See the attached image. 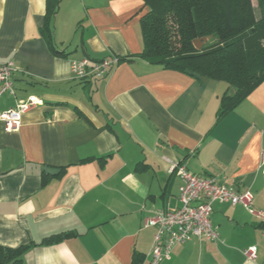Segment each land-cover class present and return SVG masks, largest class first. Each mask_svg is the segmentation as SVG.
I'll list each match as a JSON object with an SVG mask.
<instances>
[{
    "label": "crops",
    "instance_id": "0c3cea01",
    "mask_svg": "<svg viewBox=\"0 0 264 264\" xmlns=\"http://www.w3.org/2000/svg\"><path fill=\"white\" fill-rule=\"evenodd\" d=\"M45 2L0 0V65L17 71L0 114L41 101L16 131L0 120V246L34 245L21 264H133L135 256L147 264L154 229L143 220L179 205L174 163L249 189L264 213V84L215 124L233 88L134 57L148 12L142 0H60L52 38L63 58L40 33ZM109 57L133 62L85 88L70 76L73 62ZM211 212L218 240L177 245L161 264H264V221L240 206L214 203ZM60 234L71 236L41 245ZM251 246L249 261L242 251Z\"/></svg>",
    "mask_w": 264,
    "mask_h": 264
},
{
    "label": "trees",
    "instance_id": "16d2710c",
    "mask_svg": "<svg viewBox=\"0 0 264 264\" xmlns=\"http://www.w3.org/2000/svg\"><path fill=\"white\" fill-rule=\"evenodd\" d=\"M148 12L140 19L142 50L138 61L193 78H205L234 89L224 94L215 124L227 117L258 86L264 84V0H256L255 17L251 0H142ZM60 0H46L41 36L54 57L63 58L53 43V21ZM210 37L200 50L195 40ZM133 62V59H119ZM101 61V60H100ZM99 62V61H94ZM87 83L81 82L86 87ZM71 234L48 237L50 245ZM34 245L6 248L0 246V264H21L23 254ZM141 262L135 256L133 264Z\"/></svg>",
    "mask_w": 264,
    "mask_h": 264
},
{
    "label": "built area",
    "instance_id": "2783aa9c",
    "mask_svg": "<svg viewBox=\"0 0 264 264\" xmlns=\"http://www.w3.org/2000/svg\"><path fill=\"white\" fill-rule=\"evenodd\" d=\"M116 57H109L99 62H89L83 59L70 65L72 78L79 82H95L105 79L118 66ZM13 62L0 65V96L15 91L11 77L17 72ZM34 97L25 102H18L13 109L0 114L7 132L16 131L21 124V115L34 105L40 104ZM261 166L264 165V155ZM171 172L180 179L178 189V207L173 211L158 210L152 217L143 220L144 228H153L152 245L147 255V264H161L170 259L171 252L177 245L198 241H217L218 234L211 223L212 205L214 203L228 204L231 207L240 206L261 222L264 213L255 210L253 194L249 189L237 190L234 187L220 184L210 176L192 174L179 163L171 166ZM264 236V232L261 234ZM250 261L255 258L256 248L251 246L242 251Z\"/></svg>",
    "mask_w": 264,
    "mask_h": 264
},
{
    "label": "water",
    "instance_id": "95a60500",
    "mask_svg": "<svg viewBox=\"0 0 264 264\" xmlns=\"http://www.w3.org/2000/svg\"><path fill=\"white\" fill-rule=\"evenodd\" d=\"M208 40H210V37L195 40L193 42L192 46H194V48L196 50H200L202 47V44L206 43ZM44 171L50 175H53V176L59 173V171L57 169H54V168L53 169L52 168H45Z\"/></svg>",
    "mask_w": 264,
    "mask_h": 264
},
{
    "label": "rangeland",
    "instance_id": "374dc122",
    "mask_svg": "<svg viewBox=\"0 0 264 264\" xmlns=\"http://www.w3.org/2000/svg\"><path fill=\"white\" fill-rule=\"evenodd\" d=\"M251 2H252V4H251V5H253V6H254L253 8H254L256 11H258V10H257V7H256V5H255V3H256V0H252ZM256 15H257V16H259V13H258V14H256ZM257 16H255V17H257Z\"/></svg>",
    "mask_w": 264,
    "mask_h": 264
}]
</instances>
